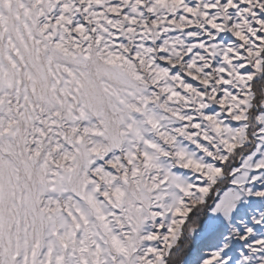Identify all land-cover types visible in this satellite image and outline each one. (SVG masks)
Masks as SVG:
<instances>
[{
  "label": "snow or ice",
  "instance_id": "6c2138e0",
  "mask_svg": "<svg viewBox=\"0 0 264 264\" xmlns=\"http://www.w3.org/2000/svg\"><path fill=\"white\" fill-rule=\"evenodd\" d=\"M0 264H264V0H0Z\"/></svg>",
  "mask_w": 264,
  "mask_h": 264
}]
</instances>
